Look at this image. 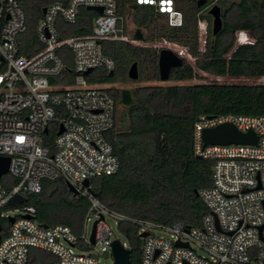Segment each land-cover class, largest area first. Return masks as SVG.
Returning <instances> with one entry per match:
<instances>
[{"label": "built area", "instance_id": "1", "mask_svg": "<svg viewBox=\"0 0 264 264\" xmlns=\"http://www.w3.org/2000/svg\"><path fill=\"white\" fill-rule=\"evenodd\" d=\"M216 1L210 0L206 9ZM135 4L152 6L166 16L170 26L182 24L183 15L175 0H135ZM87 6L102 7L93 19L91 32L60 36L56 20L60 17L73 23L79 8ZM197 17L198 50L203 52L208 23L199 13ZM25 28L18 0H0V64L4 67L0 72V156L9 157L5 174L16 179L15 183L3 179L4 174L0 178V219L14 218L0 238V264H27L32 248L50 253L54 260L48 264H98L97 248L111 252V242L116 238L106 217L116 226L126 221L138 226L141 264H264V114L200 115L195 122L194 153L213 160L212 182L199 192L207 208L199 225L127 217L107 207L82 184L115 173L119 167L105 137L114 124V99L107 87L86 79L93 70L111 72L115 67L113 58L103 51V41L129 40L116 0L46 5L35 27L43 46L31 56L18 51L17 35ZM159 43L198 72L195 59L186 49ZM66 49L71 52L69 66L64 59ZM253 78L264 81V75ZM224 122H231L242 132L252 129L256 144L203 146L202 130ZM50 130L53 137L45 141ZM55 179L70 183L89 201L80 234L66 225L38 223L35 207L26 201L9 204L14 195L39 193L43 180ZM94 221L91 243L87 229ZM157 231L166 236L157 235Z\"/></svg>", "mask_w": 264, "mask_h": 264}, {"label": "trees", "instance_id": "2", "mask_svg": "<svg viewBox=\"0 0 264 264\" xmlns=\"http://www.w3.org/2000/svg\"><path fill=\"white\" fill-rule=\"evenodd\" d=\"M68 1L18 0L19 4L22 2L23 6L33 9L36 16L35 23L28 28L24 13L26 28L17 35L19 53L31 56L42 48L35 30L43 14L42 8L56 2L66 5ZM175 1L183 15L180 26H170L164 14L157 13L150 5H137L135 0H116L117 13L125 16L128 9H133L135 24L139 29H146L145 34L138 29L132 40L167 42L184 48L195 59V66L207 74L264 75V0H217L222 27L215 34L211 30L212 16L206 9L210 0L205 3L201 0ZM198 13L208 23L203 52L198 50ZM96 15L95 10L81 7L73 23L60 19L56 24L60 36L90 33ZM241 30L249 31L254 42L238 41L236 44L237 32ZM163 48L120 40L111 42L110 46L103 43V51L113 58L115 67L127 62L126 68L137 61V80H162L158 56ZM180 58L182 63L172 67L166 79L175 81L173 84L143 85L132 90L107 87L114 99L115 113L113 127L105 137L112 145L119 167L115 173L89 181V191L107 207L127 217L164 224L180 221L194 226L200 224L207 211L199 192L211 184L213 166L212 159L194 153V124L200 115L264 114V83L201 81L202 75ZM64 59L69 66L71 52L67 49ZM115 67L112 73L93 70L86 79L90 83L115 82L118 80ZM147 67L151 68L149 75L145 73ZM3 69L0 65V72ZM192 79L201 82H186ZM119 104L126 108L121 115ZM48 138L45 136V141H49ZM26 204L35 207L34 219L38 223L66 225L74 234L81 233L89 207L87 197L73 194L62 179L43 180L42 190L28 194ZM0 224V233L4 236L9 221L0 219ZM117 228L131 250L130 264H141L138 226L126 221L119 222ZM53 260L52 257L44 264ZM36 261L42 264L43 258Z\"/></svg>", "mask_w": 264, "mask_h": 264}, {"label": "water", "instance_id": "3", "mask_svg": "<svg viewBox=\"0 0 264 264\" xmlns=\"http://www.w3.org/2000/svg\"><path fill=\"white\" fill-rule=\"evenodd\" d=\"M206 0H201V3H205ZM87 8L95 10L97 13L102 12L101 6H87ZM45 11V6L42 8V12ZM208 13L212 16L211 21V30L212 33H217L222 27V17H221V9L218 4H213L208 8ZM240 38H237V41ZM236 41V42H237ZM2 60V57H0ZM182 63V59L177 56L171 49L163 48L159 52L158 56V65H159V73L162 80H166L168 74L170 72L171 67L178 66ZM89 73V70L85 72V74ZM112 73V71H111ZM127 75L130 79L136 80L139 77L138 63L137 61H133L127 69ZM62 130V126L59 128L58 133ZM47 132V129H45ZM202 141L203 146L212 145V144H231V143H248V144H256L257 135L252 130L249 129L246 132H242L231 122H224L212 127H206L202 130ZM9 164L8 156H0V178L3 174L7 172ZM83 186L90 190V185L88 180H84L82 182ZM66 187L73 194H79V191L72 186L70 183H66ZM198 193V192H197ZM27 200V197L21 195H14L9 200V204L13 205L16 203H21ZM28 217V215H25ZM102 218V214L100 215ZM8 221L12 223L14 221L13 217H9ZM97 221H94L91 230H90V242H94V234H95V225ZM43 226H47L43 224ZM1 230V224H0ZM142 236L146 235V232L141 233ZM1 238V234H0ZM176 245H184L187 246V243H176ZM111 256H112V264H130V256L131 250L129 247L123 245L120 239L115 238L111 242Z\"/></svg>", "mask_w": 264, "mask_h": 264}, {"label": "rangeland", "instance_id": "4", "mask_svg": "<svg viewBox=\"0 0 264 264\" xmlns=\"http://www.w3.org/2000/svg\"><path fill=\"white\" fill-rule=\"evenodd\" d=\"M20 4H21V6H22V8L24 10V13L26 15V24H27V27L29 28V27L33 26V24L36 21L35 13H34L33 9L23 6L22 2ZM133 13H134L133 9H128V11L126 13V18H125L126 19L125 20V31H126L125 33H126L127 38L129 39V40H126V42H129V43H132V44H133V42H132L130 37H131L133 31L135 30V26H136L135 22L133 21ZM143 31L146 32V29L143 28ZM155 41H157V40H155ZM134 45H138V44H134ZM149 45L152 46V47H154V45H156V47H160V43L159 42H151V43H149ZM161 47L166 48L167 45H165V46L162 45ZM126 63L127 62H121L120 64L116 65L115 71H116L117 78H118L117 81L112 82V83H96V84L104 86V87H108V88H125V89H128V90H132V89H134L136 87L143 86V85H152V84L168 85V84L175 83V81H173V80H153V81H150V80H137V79L136 80H132L127 75V67L125 68V64ZM0 65H3V64H0ZM124 68L126 70H124ZM150 69H151L150 67L146 68V70H145L146 75H149ZM123 71H125L124 72L125 75H124ZM196 73H199L200 75H202V80L201 81L206 80V81H216V82H226V83H264V81L256 79V78H253V77L214 76V75H211V74H207V73H205V72H203L201 70H198V72L196 71ZM201 81H197V80L195 81V80L192 79V80H188L186 82L187 83H196V82H201ZM125 109H126L125 105L119 104L118 105L119 115H121L123 113V110H125ZM53 134H54L53 130H50L49 134L46 135V136L49 137L48 139H51L53 137ZM2 178L3 179L4 178H9V180L11 182H13V183L16 182V179L10 177V175H8V174H4ZM65 185H66V183H65ZM11 213H13V212L11 211ZM106 220L112 226L115 237L120 239L122 242L123 241L126 242L125 237L120 233V231L118 230L117 226L114 224L113 219H111L110 217H106ZM91 225H92V222H89L88 229H87L88 232H90V230H91ZM156 234L157 235L166 236L165 233L162 232V231H157ZM95 255H96L97 259H98V264H112V256H111V252L109 250L102 251L101 248L98 247L97 248V252H95Z\"/></svg>", "mask_w": 264, "mask_h": 264}, {"label": "crops", "instance_id": "5", "mask_svg": "<svg viewBox=\"0 0 264 264\" xmlns=\"http://www.w3.org/2000/svg\"><path fill=\"white\" fill-rule=\"evenodd\" d=\"M131 9V8H130ZM125 18H126V14H125V16H124ZM60 17L56 20V24L60 21ZM126 20V19H125ZM134 21V20H133ZM136 25V24H135ZM139 28H138V26L136 25L135 26V30L133 31V33H132V35H131V37H134L135 35H136V31L138 30ZM143 34H145L146 32H144L143 31V28H140L139 29ZM126 32V31H125ZM130 37V38H131ZM240 38V40H238V41H241L240 43H243V42H245V43H253L254 42V39H253V37H252V35H251V33L249 32V31H243V30H241V31H238L237 32V37L236 38ZM132 40V39H131ZM113 41H118V40H105V41H103V43H104V46H110L111 45V42H113ZM133 41H135V40H133ZM141 42V41H140ZM239 43V44H240ZM40 257H42L43 258V262H41L42 264H44L45 262H47L49 259H51L53 256L50 254V253H48V252H46V251H44V250H42V249H38V248H32L31 250H30V259H29V261H28V264H36L37 263V261H36V259L37 258H40ZM41 260V259H40Z\"/></svg>", "mask_w": 264, "mask_h": 264}, {"label": "flooded vegetation", "instance_id": "6", "mask_svg": "<svg viewBox=\"0 0 264 264\" xmlns=\"http://www.w3.org/2000/svg\"><path fill=\"white\" fill-rule=\"evenodd\" d=\"M154 47H156V46H154ZM161 50V49H160ZM160 52V51H159ZM175 53V52H174ZM177 56H179L177 53H175ZM180 57V56H179ZM131 64V63H130ZM130 64L128 65V67L130 66ZM128 67H127V69H128ZM172 68V67H171Z\"/></svg>", "mask_w": 264, "mask_h": 264}]
</instances>
